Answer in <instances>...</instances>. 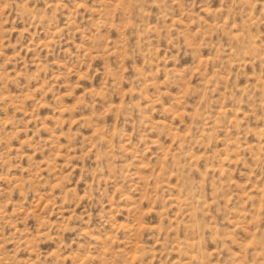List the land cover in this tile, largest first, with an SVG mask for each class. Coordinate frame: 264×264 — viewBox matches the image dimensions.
I'll return each mask as SVG.
<instances>
[{
  "label": "rangeland",
  "instance_id": "obj_1",
  "mask_svg": "<svg viewBox=\"0 0 264 264\" xmlns=\"http://www.w3.org/2000/svg\"><path fill=\"white\" fill-rule=\"evenodd\" d=\"M0 264H264V0H0Z\"/></svg>",
  "mask_w": 264,
  "mask_h": 264
}]
</instances>
